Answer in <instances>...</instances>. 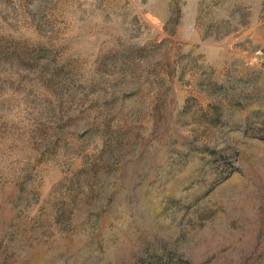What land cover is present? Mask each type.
Wrapping results in <instances>:
<instances>
[{"label": "rangeland", "instance_id": "1", "mask_svg": "<svg viewBox=\"0 0 264 264\" xmlns=\"http://www.w3.org/2000/svg\"><path fill=\"white\" fill-rule=\"evenodd\" d=\"M0 264H264V0H0Z\"/></svg>", "mask_w": 264, "mask_h": 264}]
</instances>
